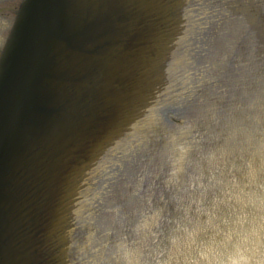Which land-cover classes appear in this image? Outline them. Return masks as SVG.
<instances>
[{"label":"clouds","instance_id":"obj_1","mask_svg":"<svg viewBox=\"0 0 264 264\" xmlns=\"http://www.w3.org/2000/svg\"><path fill=\"white\" fill-rule=\"evenodd\" d=\"M68 208L66 264H264V0H198Z\"/></svg>","mask_w":264,"mask_h":264},{"label":"water","instance_id":"obj_2","mask_svg":"<svg viewBox=\"0 0 264 264\" xmlns=\"http://www.w3.org/2000/svg\"><path fill=\"white\" fill-rule=\"evenodd\" d=\"M197 3L21 0L11 22L0 12V264H66L81 177Z\"/></svg>","mask_w":264,"mask_h":264}]
</instances>
